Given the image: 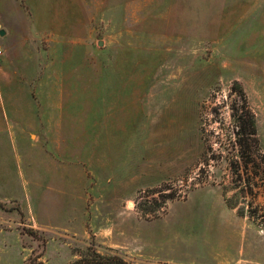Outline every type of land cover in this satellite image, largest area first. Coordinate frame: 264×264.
Segmentation results:
<instances>
[{
	"label": "rangeland",
	"instance_id": "rangeland-1",
	"mask_svg": "<svg viewBox=\"0 0 264 264\" xmlns=\"http://www.w3.org/2000/svg\"><path fill=\"white\" fill-rule=\"evenodd\" d=\"M0 30V264H264V0H0Z\"/></svg>",
	"mask_w": 264,
	"mask_h": 264
},
{
	"label": "trees",
	"instance_id": "trees-1",
	"mask_svg": "<svg viewBox=\"0 0 264 264\" xmlns=\"http://www.w3.org/2000/svg\"><path fill=\"white\" fill-rule=\"evenodd\" d=\"M27 234L33 238L36 237V234L31 230H26ZM30 264V263H29ZM31 264H42L41 262L34 261ZM72 264H123V262L116 257H106L100 256L98 254H92L88 257L81 258L79 260L74 261Z\"/></svg>",
	"mask_w": 264,
	"mask_h": 264
},
{
	"label": "water",
	"instance_id": "water-1",
	"mask_svg": "<svg viewBox=\"0 0 264 264\" xmlns=\"http://www.w3.org/2000/svg\"><path fill=\"white\" fill-rule=\"evenodd\" d=\"M2 35H3V31L0 30V36H2Z\"/></svg>",
	"mask_w": 264,
	"mask_h": 264
},
{
	"label": "built area",
	"instance_id": "built-area-1",
	"mask_svg": "<svg viewBox=\"0 0 264 264\" xmlns=\"http://www.w3.org/2000/svg\"><path fill=\"white\" fill-rule=\"evenodd\" d=\"M1 54H2V50H1V48H0V56H1Z\"/></svg>",
	"mask_w": 264,
	"mask_h": 264
}]
</instances>
